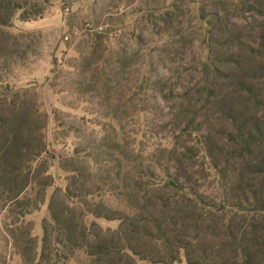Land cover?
I'll list each match as a JSON object with an SVG mask.
<instances>
[{
	"label": "trees",
	"instance_id": "trees-1",
	"mask_svg": "<svg viewBox=\"0 0 264 264\" xmlns=\"http://www.w3.org/2000/svg\"><path fill=\"white\" fill-rule=\"evenodd\" d=\"M49 2L0 0V197L12 205L35 195L38 212L54 188L32 261L264 264V0H110L88 31L91 55L148 34L174 63L197 41L198 76L154 89L143 74L128 91L141 107L149 90L170 106L167 135L150 150L140 133L103 125L84 151L70 128L77 143L59 154L47 150L35 93L8 83L24 58L13 21L37 20Z\"/></svg>",
	"mask_w": 264,
	"mask_h": 264
},
{
	"label": "rangeland",
	"instance_id": "rangeland-1",
	"mask_svg": "<svg viewBox=\"0 0 264 264\" xmlns=\"http://www.w3.org/2000/svg\"><path fill=\"white\" fill-rule=\"evenodd\" d=\"M109 3L110 0H50L48 6L43 5L47 9L37 20L22 22L16 18L13 21L12 31L17 35L20 56L24 58L11 68L8 83L13 89L35 93L31 96H35L43 114L39 123L49 154L73 149L77 142L70 135V128L82 138L81 151L97 143L104 135L103 132L98 134L103 128L110 132L113 128L122 129L126 137L140 133L144 137L143 147L150 150L167 135L170 106L162 102L155 91L149 90L141 107L138 101L127 99L128 91L143 74H150L154 89H159L163 79L169 76L176 80L177 75H184L185 84L198 76L195 64L200 48L197 41L174 63L169 62L173 55L148 34L141 44L132 43L124 35L112 45L111 51L98 50L91 55L86 44L88 31H93L100 9ZM132 8L126 10L128 17ZM106 19L102 18L99 28H105ZM132 19L133 16L126 19L127 24ZM93 74L98 78L93 79ZM122 99L125 103L119 106ZM140 109H144L143 112ZM57 118L70 135L67 140H64V130H56ZM54 174L58 179L56 186L64 188L62 172L55 170ZM53 191L54 188L48 191L38 212L33 210L35 195L30 196L29 202L12 205L4 204L6 195L0 197V264H35L32 258L35 248L41 250L42 221L48 214ZM101 224L116 226L115 223ZM177 264L187 263L183 259Z\"/></svg>",
	"mask_w": 264,
	"mask_h": 264
},
{
	"label": "built area",
	"instance_id": "built-area-1",
	"mask_svg": "<svg viewBox=\"0 0 264 264\" xmlns=\"http://www.w3.org/2000/svg\"><path fill=\"white\" fill-rule=\"evenodd\" d=\"M98 30H102V28H99Z\"/></svg>",
	"mask_w": 264,
	"mask_h": 264
}]
</instances>
